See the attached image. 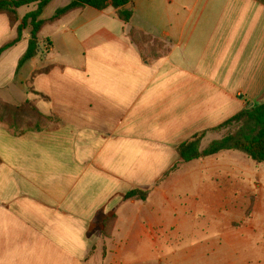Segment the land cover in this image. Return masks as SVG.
<instances>
[{
  "label": "crops",
  "instance_id": "0c3cea01",
  "mask_svg": "<svg viewBox=\"0 0 264 264\" xmlns=\"http://www.w3.org/2000/svg\"><path fill=\"white\" fill-rule=\"evenodd\" d=\"M69 2L51 0L41 18ZM125 7L129 22L85 6L44 25L19 65L27 28L0 56V99L53 117L22 133L0 123V264H253L229 246L264 229V163L236 150L182 162L176 147L202 130L201 149L221 138L213 128L264 92V0ZM17 26L0 14V45ZM132 28L150 39L133 42ZM179 186L191 188L184 199ZM132 188L147 199H124ZM112 213L103 236L95 219ZM192 213L214 218L226 247L174 248V223Z\"/></svg>",
  "mask_w": 264,
  "mask_h": 264
},
{
  "label": "trees",
  "instance_id": "16d2710c",
  "mask_svg": "<svg viewBox=\"0 0 264 264\" xmlns=\"http://www.w3.org/2000/svg\"><path fill=\"white\" fill-rule=\"evenodd\" d=\"M51 0H0V14H5L11 26L18 23L16 37L0 45L1 54L19 42L23 31L31 29L30 38L26 52L21 57L19 65L33 57L38 50V35L42 27L48 23L58 20L65 14L91 6L97 10H106L113 8L120 20L129 22L133 16L131 8H126L128 0H70L69 4L58 8L53 15L48 18H41L43 8ZM34 4L35 8L19 17L18 9L22 6ZM132 41L139 43L141 40L150 39L149 36L132 28L130 29ZM157 42V40H154ZM52 116L42 114L38 108L25 101L18 105L6 103L0 99V123L7 127L15 129L17 133L26 130H35L44 127ZM226 129L224 135L219 139L212 140L204 148H200L201 140L206 134V130L194 133L188 139L177 145L176 152L182 162H189L199 158L215 155L226 150H239L250 159L255 165L264 163V92L248 108H243L240 112L233 115L213 130ZM174 165L164 175L173 171ZM149 195L148 190L139 188L130 189L124 199H134L145 201ZM99 219V220H98ZM116 220L115 214L106 215L104 218L95 219V225L99 227L103 236H108L114 227Z\"/></svg>",
  "mask_w": 264,
  "mask_h": 264
},
{
  "label": "rangeland",
  "instance_id": "374dc122",
  "mask_svg": "<svg viewBox=\"0 0 264 264\" xmlns=\"http://www.w3.org/2000/svg\"><path fill=\"white\" fill-rule=\"evenodd\" d=\"M25 9V8H24ZM24 11V10H23ZM30 67V66H28ZM226 132V129H223L219 132H213V135H221ZM212 134H210L211 136ZM240 152L241 154H244L242 151L236 150ZM184 173V172H181ZM180 173V174H181ZM187 192L191 190V188H186ZM187 192H185L183 186H179L177 188L176 197L178 199H184L186 198ZM189 214L190 217H187V223L180 220L178 223H174L172 229H182L183 232H181L176 238L172 239L174 243V248L182 247L186 244H189L192 242L197 241H208L209 243H218L221 242L226 247V243H228V240H222L221 237H218L217 229H215V219L214 218H208L203 219L200 216ZM99 220V219H98ZM165 220H168V224L171 225L174 222L173 215H170L169 217L166 216ZM240 223H233V226H238ZM170 229V228H167ZM187 229H194L192 231L186 232ZM196 229H203V230H197ZM230 242V241H229ZM178 243H181V246H177ZM245 244H249L248 247L240 248L238 246V242L236 244H232L229 247L234 251L235 256L234 257H240L242 259H250V261H253V264H264V229H257L252 237L251 240H246L244 242ZM219 244V243H218Z\"/></svg>",
  "mask_w": 264,
  "mask_h": 264
},
{
  "label": "water",
  "instance_id": "95a60500",
  "mask_svg": "<svg viewBox=\"0 0 264 264\" xmlns=\"http://www.w3.org/2000/svg\"><path fill=\"white\" fill-rule=\"evenodd\" d=\"M250 106V105H249Z\"/></svg>",
  "mask_w": 264,
  "mask_h": 264
}]
</instances>
